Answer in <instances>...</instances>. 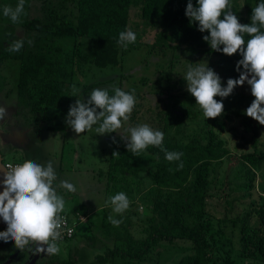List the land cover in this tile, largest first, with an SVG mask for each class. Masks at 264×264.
<instances>
[{
    "label": "trees",
    "instance_id": "16d2710c",
    "mask_svg": "<svg viewBox=\"0 0 264 264\" xmlns=\"http://www.w3.org/2000/svg\"><path fill=\"white\" fill-rule=\"evenodd\" d=\"M38 1L39 15H31L32 0H25L24 14L19 22L13 23L3 15V8L15 7L19 0H0V99L9 97L7 86L10 79L5 71L9 65L17 69L13 114L0 123V130L11 118H24L35 129L55 130L57 117L66 115V101L75 74L93 67L119 68L125 56L143 45L155 56L170 58V62L177 51L218 57L217 75L224 87L229 78H239L240 73L236 70L238 61L242 59L239 52L226 56L210 48L203 40L209 34L198 31V23L190 22L185 15L188 0ZM235 1L230 0L231 11L241 24H250L252 8L264 2L243 0L248 15L241 16L235 10ZM68 3L74 11L69 9ZM192 3L197 6V0H192ZM131 12L135 13L138 22H132ZM17 29L22 31L21 35L16 33ZM128 29L136 34V41L124 48L117 41L119 33ZM20 38L25 41L23 48L19 52H9V45ZM244 38L245 41L249 39L246 34ZM28 40L32 43L29 44ZM118 87L124 90L121 82ZM170 114L181 118L176 109H172ZM241 117L243 130L251 135L254 150L241 154L240 160L250 170L256 171L264 161V155L255 151L262 125L247 116ZM161 147L183 155L180 160L169 162L160 147L148 146L133 156L120 140L109 152L106 171L99 172L98 177L99 181L105 180L106 190L111 182H122L142 172L147 174L150 186L142 194L144 211L141 216L138 207L128 208L122 214H115L112 206L102 210L100 228L112 247L106 248L103 254H97L92 264H118L119 261L148 264L151 263L149 254L162 242L174 244L176 241H186L189 245L175 264H214L215 237H224V227H228L230 235L237 231L240 261L264 264V193L252 198L254 177L246 186L249 190L247 198L251 201L243 214L233 218H229L227 213L221 219L209 217L207 202L215 196L212 190L218 179L216 164L230 155L224 141L211 128L185 143L164 138ZM114 152L120 154L113 156ZM146 153L155 157L153 163L145 159ZM63 213L69 217L87 215L82 206ZM109 216L121 220L120 225L113 226ZM6 228L1 229L0 226V231ZM135 231L143 237H134ZM88 239L90 244L95 241V237ZM227 239L230 240L229 237ZM33 255L28 250L17 249L14 242H8L0 252V261L26 264ZM157 257L159 259L160 252H157ZM220 258L218 264H240L227 255ZM59 264L74 263L65 261Z\"/></svg>",
    "mask_w": 264,
    "mask_h": 264
},
{
    "label": "rangeland",
    "instance_id": "374dc122",
    "mask_svg": "<svg viewBox=\"0 0 264 264\" xmlns=\"http://www.w3.org/2000/svg\"><path fill=\"white\" fill-rule=\"evenodd\" d=\"M67 5L74 11L71 3ZM234 6L239 15H248L243 0H236ZM39 7L40 2L32 0V16L40 14ZM131 20L133 23L138 22L135 13L131 12ZM16 31L18 35L22 34L20 29ZM169 59L159 55L155 56L149 52L146 45H143L140 49L125 56L119 68L98 69L93 67L91 70L75 74L72 85L75 84L80 89V93L77 97H72L71 86L66 101L68 105L66 115L57 117L58 126L55 130L35 129L32 123L24 118H11L8 124L1 128L0 152L4 162L23 163L26 160H32L46 166L51 161L58 176L56 183L59 180H67L76 188V191L72 193L57 188L58 195L65 200L63 212L75 206H82L87 213L86 217L82 215L85 223L76 226L73 238L58 243L60 247L58 254L46 255L44 253L35 261V264H59L65 261H71L74 264H92L97 254H103L106 248L112 247L110 241L108 242L103 237L100 228V224L103 223L102 210L111 206L106 204L110 196L124 192L130 201L129 209L138 207L139 216L143 214L144 206L141 198L150 186V180L145 172L129 176L122 182H111L107 190L105 180L102 178L99 181L98 178L99 172L106 171V158L115 143L120 140L126 146L121 135L129 136L130 134L126 131L129 127L147 124L153 130L162 131L167 140L178 143L188 142L212 128L215 134L224 141L230 155L216 164L218 179L217 185L212 190L215 196L207 202L209 217L221 219L227 213L229 218H233L237 214H243L251 201L247 198L249 190H246V186L251 184L250 178L252 177H254L252 198L256 199V195L264 193V161L260 163L258 170L253 171L240 160L241 154L251 153L254 150L251 145V135L243 130L241 117V115L246 116V109L254 100L250 86L247 83L237 86L227 98L215 97L217 101L222 100L223 113L215 119L206 120L195 98L187 91V84L183 77L190 66H197L196 63L208 65L217 73L218 57L177 51L171 58L172 62ZM7 70L5 73L10 79L7 86L10 89L9 97L0 99V106L7 109L5 120L13 114L17 78L16 67L9 65ZM120 82L124 90L130 93L135 90L136 104L129 120L117 130L118 133L99 136L94 131L96 126H93V130L77 136L65 122L70 105L74 104L77 98L87 100V96L93 89H108L110 93H113L112 89L118 87ZM160 91H163V94H160ZM172 109L181 113L180 119L170 114ZM255 151L259 155H264V126L259 130ZM145 159L152 163L155 161V157L147 153ZM125 186H127L126 189H124ZM225 223L230 225L229 222ZM4 228L6 224L3 222L1 229ZM133 235L136 238L143 237L137 231L133 232ZM223 235L224 237H215L217 245L213 246L214 252L212 253L214 264L220 263V257H225V255L240 264L248 262L239 260L237 231L234 235H230L228 227H224ZM88 237H95L94 243L90 244ZM4 244L5 242L0 240V252H3ZM188 245L186 241H176L174 244L162 242L160 247L155 248L149 254L151 263L148 264H175ZM157 252H160L159 259ZM118 264L145 263L119 261Z\"/></svg>",
    "mask_w": 264,
    "mask_h": 264
},
{
    "label": "clouds",
    "instance_id": "9594fccd",
    "mask_svg": "<svg viewBox=\"0 0 264 264\" xmlns=\"http://www.w3.org/2000/svg\"><path fill=\"white\" fill-rule=\"evenodd\" d=\"M25 0H19L15 7L5 6L3 15L13 23L19 22L24 14ZM185 15L190 22L198 23V31L207 32L203 40L215 52L232 56L239 52L242 59L237 63L238 79L229 78L227 86H222L217 73L199 63L189 67L183 79L187 91L195 98L196 104L208 119H215L223 113V102L215 97L227 98L237 86L247 83L254 97L245 115L264 126V2L252 8L250 24H241L231 11L230 0H197L193 6L188 0ZM221 17H223L221 19ZM245 34L249 37L245 41ZM136 41V34L128 29L119 33L117 43L124 48ZM29 44L31 40L27 41ZM25 44L23 38L14 40L8 47L9 52H19ZM241 68L243 71H240ZM93 89L87 100L77 98L70 105L66 124L77 136L93 130L103 136L118 133L117 130L127 122L136 104L135 90L125 92L119 87L112 89ZM80 89L72 85V97H77ZM7 109L0 106V121H4ZM130 135L121 139L125 141L128 152L133 156L148 146L160 147L167 161L180 160L182 153L169 152L161 147L164 134L142 124L129 127ZM115 143V140H113ZM120 153L114 152L113 156ZM182 166V165H181ZM6 169V171H5ZM3 172V191L0 192V217L7 225L0 232V240L14 242L21 251L28 250L33 254L56 255L60 252L58 241L62 237L65 225L63 213L65 200L58 195L57 188L75 192V185L67 180H59L51 161L42 165L26 160L16 165L0 168ZM106 204L112 206L116 214H122L129 208L130 201L124 192L110 196ZM113 226L118 227L121 220L109 216Z\"/></svg>",
    "mask_w": 264,
    "mask_h": 264
},
{
    "label": "built area",
    "instance_id": "2783aa9c",
    "mask_svg": "<svg viewBox=\"0 0 264 264\" xmlns=\"http://www.w3.org/2000/svg\"><path fill=\"white\" fill-rule=\"evenodd\" d=\"M20 162H4V166L7 167L8 165H16L19 164ZM61 215L64 216L65 218V225L62 228V237L61 239L58 241V243L60 242H65V241H69L73 238V236L75 235L76 232V226L80 223H84L85 219L83 216L76 214V215H72V216H67L65 213H61Z\"/></svg>",
    "mask_w": 264,
    "mask_h": 264
},
{
    "label": "flooded vegetation",
    "instance_id": "af4514ba",
    "mask_svg": "<svg viewBox=\"0 0 264 264\" xmlns=\"http://www.w3.org/2000/svg\"><path fill=\"white\" fill-rule=\"evenodd\" d=\"M42 257V254H34L33 256H32V258L28 261V263H26V264H35V261L37 260V259H39V258H41ZM3 259H4V257H2ZM14 259V256L12 257V260ZM31 262V263H30ZM0 264H14V263H10L9 261H0ZM16 264H21V263H19V262H16Z\"/></svg>",
    "mask_w": 264,
    "mask_h": 264
},
{
    "label": "water",
    "instance_id": "95a60500",
    "mask_svg": "<svg viewBox=\"0 0 264 264\" xmlns=\"http://www.w3.org/2000/svg\"><path fill=\"white\" fill-rule=\"evenodd\" d=\"M3 167H4V161H3V156L0 152V168H3ZM5 171H6V169H5ZM2 181H3V172H0V192H2L4 190ZM2 224H3V219H2V217H0V226Z\"/></svg>",
    "mask_w": 264,
    "mask_h": 264
}]
</instances>
